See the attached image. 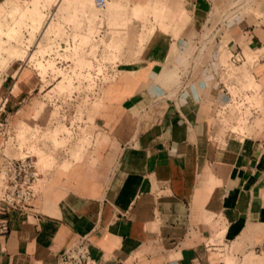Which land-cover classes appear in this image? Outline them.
<instances>
[{
    "label": "crops",
    "instance_id": "1",
    "mask_svg": "<svg viewBox=\"0 0 264 264\" xmlns=\"http://www.w3.org/2000/svg\"><path fill=\"white\" fill-rule=\"evenodd\" d=\"M55 11L106 96L29 101L41 171L25 209L0 175V264H264V0Z\"/></svg>",
    "mask_w": 264,
    "mask_h": 264
},
{
    "label": "rangeland",
    "instance_id": "2",
    "mask_svg": "<svg viewBox=\"0 0 264 264\" xmlns=\"http://www.w3.org/2000/svg\"><path fill=\"white\" fill-rule=\"evenodd\" d=\"M19 1L24 6L33 4V0ZM54 1L44 0L45 17L39 27L35 28L32 20H27L15 24L13 34L8 29L0 32V39L5 42L0 51V121H4L0 145L6 156L31 154L37 159L36 154H40L35 140L29 138L20 124L28 118L30 100L47 101L57 106L54 116L65 115L68 108L67 117H70L76 104L87 105L95 98L106 96L103 84L108 77H100V83H95L92 76L84 77L94 83L89 81L87 87H83V78L77 75L79 69L95 68V64L82 59L87 49L76 44L75 37L70 38L72 34L67 21L55 11L61 2ZM62 40L67 44H61ZM16 48H20V52H15ZM105 64L103 60L98 63L101 71ZM34 86H40L43 91L30 93L28 90ZM37 164L40 170L38 159Z\"/></svg>",
    "mask_w": 264,
    "mask_h": 264
},
{
    "label": "built area",
    "instance_id": "3",
    "mask_svg": "<svg viewBox=\"0 0 264 264\" xmlns=\"http://www.w3.org/2000/svg\"><path fill=\"white\" fill-rule=\"evenodd\" d=\"M98 2L102 6L106 4V0ZM39 175L37 159L33 155L6 156L1 168L2 199L12 208L29 207Z\"/></svg>",
    "mask_w": 264,
    "mask_h": 264
},
{
    "label": "bare ground",
    "instance_id": "4",
    "mask_svg": "<svg viewBox=\"0 0 264 264\" xmlns=\"http://www.w3.org/2000/svg\"><path fill=\"white\" fill-rule=\"evenodd\" d=\"M51 1L53 2L54 0ZM61 1L59 0V2ZM43 4L44 0H33L32 5L26 4L25 6L19 0L0 1V32L2 33L8 29V32L13 34L16 27L15 24L26 22L27 20H32L35 28L39 27L44 22L45 17ZM51 22L49 21L48 23ZM3 46H5V42L0 39V51ZM14 51L20 52V48H16Z\"/></svg>",
    "mask_w": 264,
    "mask_h": 264
}]
</instances>
